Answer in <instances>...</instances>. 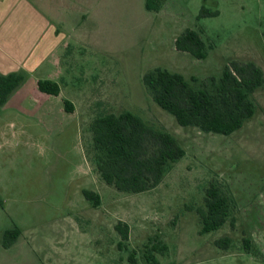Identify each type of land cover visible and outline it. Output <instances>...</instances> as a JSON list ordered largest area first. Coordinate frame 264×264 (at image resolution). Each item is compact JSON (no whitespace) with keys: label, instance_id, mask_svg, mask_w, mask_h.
I'll return each instance as SVG.
<instances>
[{"label":"rangeland","instance_id":"374dc122","mask_svg":"<svg viewBox=\"0 0 264 264\" xmlns=\"http://www.w3.org/2000/svg\"><path fill=\"white\" fill-rule=\"evenodd\" d=\"M144 2L116 0L111 16L103 12L104 17L95 27V40L112 50L119 70L118 77L112 78L113 72L105 71L102 79L112 83L113 79H124L128 106L134 109L139 105L143 118L154 126H164L185 153L154 188L122 191L102 180L100 184L93 182L82 171V141L71 127L64 131L67 136L63 141L57 138L54 153L35 152L30 169H42L48 160L68 174L71 212L77 208L81 225L88 226L89 234L101 235L97 244L91 242L98 250L94 264H151L145 256L148 250L157 264H264V84L253 94L255 113L241 127L224 134L179 124L172 113L153 100L142 81L145 71L161 66L182 73L197 88L211 75L219 77L231 59L253 60L264 71V0H164L158 10L147 9ZM202 6L218 12L201 16ZM186 28L197 30L205 40L204 58L175 48V37ZM106 82L98 84L101 95L95 100L94 112L122 105L115 89L118 86L108 88ZM89 117L85 114L86 120ZM85 137L89 150L88 129ZM210 182L220 185L234 206L223 224L200 233L196 208L204 204L205 188ZM79 185L98 191L101 203L91 206L85 198L89 206H83L76 191ZM83 217L91 218V224ZM118 219L126 221L130 229L129 238L121 246L115 228ZM12 227L0 204V264H38L24 238H18L11 248L3 245L4 231ZM39 230L35 233L40 234ZM223 236L231 237L228 248L214 242ZM243 237L249 238V249L243 247ZM162 242L167 244L166 249L150 248ZM34 243L43 250L45 244L49 245L38 237ZM86 253L79 254L75 261L88 264ZM130 253L135 256L134 263L129 260Z\"/></svg>","mask_w":264,"mask_h":264},{"label":"crops","instance_id":"0c3cea01","mask_svg":"<svg viewBox=\"0 0 264 264\" xmlns=\"http://www.w3.org/2000/svg\"><path fill=\"white\" fill-rule=\"evenodd\" d=\"M115 1L0 0V73L15 71L24 76L0 107V204L10 224L21 230L6 248L22 237L38 264H73L85 252L88 264H94L98 250L91 242L97 244L101 235L89 234L88 226L80 223L77 208L71 212L69 178L63 169L48 160L42 169H30L35 152L54 153L57 138L63 141L67 136L64 131L72 127L82 141V171L93 182L100 184L102 180L111 185L96 166L93 120L108 112L131 108L138 114L142 109L139 105L134 109L128 106L124 79H113V83L102 79L105 71L113 72L109 77H118L119 65L112 50L95 40V27L104 17L103 12L111 16ZM41 78L57 81L59 93L40 90L37 81ZM103 80L108 88L118 86L115 89L122 105L94 112ZM63 98L73 102V111L65 109ZM85 114H89L88 120ZM138 115L143 118L141 112ZM86 129L90 132L89 150ZM83 188L79 185L76 191L81 204L87 207ZM82 219L91 224V218ZM38 230L42 232L35 233ZM37 237L49 243L45 250L35 245Z\"/></svg>","mask_w":264,"mask_h":264},{"label":"trees","instance_id":"16d2710c","mask_svg":"<svg viewBox=\"0 0 264 264\" xmlns=\"http://www.w3.org/2000/svg\"><path fill=\"white\" fill-rule=\"evenodd\" d=\"M163 1L145 0V7L158 10ZM217 12L216 9L202 6L200 15H214ZM174 45L176 49L187 51L197 58L207 55L205 40L193 28H186L178 34ZM23 78V74L15 71L0 73V107ZM191 78L196 79L195 76ZM142 81L153 100L172 113L179 124L229 134L255 113L257 105L253 94L264 84V71L253 60L231 59L225 63L219 77L211 75L197 88L182 73L161 66L145 71ZM37 85L45 92L58 94L60 91L58 82L52 79H38ZM63 102L67 111L74 110L70 99L63 98ZM92 132L100 175L107 183L122 191L141 192L154 188L167 169L185 153L177 138L164 126H154L130 110L96 116ZM82 191L93 206L101 203L97 191L89 188H83ZM203 203L196 208L201 222L200 233L223 224L234 206L231 196L215 182H210L205 188ZM230 222L233 226V216ZM115 228L121 237L118 244L121 246L129 238V225L118 219ZM20 232L17 226L6 229L3 245L13 243ZM242 240L243 247L249 249V238L243 237ZM214 242L219 247L228 248L231 237H219ZM150 248L164 250L167 244L153 243ZM145 256L151 264H157L150 250ZM129 260L135 262L133 253L129 254Z\"/></svg>","mask_w":264,"mask_h":264}]
</instances>
